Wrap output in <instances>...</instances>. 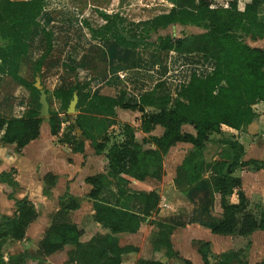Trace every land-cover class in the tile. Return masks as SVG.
Instances as JSON below:
<instances>
[{
	"label": "trees",
	"instance_id": "trees-1",
	"mask_svg": "<svg viewBox=\"0 0 264 264\" xmlns=\"http://www.w3.org/2000/svg\"><path fill=\"white\" fill-rule=\"evenodd\" d=\"M172 6L167 13L151 19L124 26V18L116 14L100 13L105 23L100 28L88 27L94 39L113 40L117 45L130 49L171 51L178 54L200 53L214 62L210 73L204 77L193 75L188 83L182 84L172 109L148 112L145 107L160 106L167 96L157 90L164 87L158 83L153 90L141 95L136 104H125L114 98L91 94L86 85L75 84L67 90H55L53 95L67 108L72 94L77 92V115L74 123L67 115L60 117L50 114L47 118L51 134L59 137V142L82 152L83 142L74 134L76 128L82 136L94 142L96 153L108 141L106 130L117 123L115 107L130 109L140 113V130L150 132L155 126L163 128L161 136H149L140 142L134 139L133 127L122 124V140L113 142L108 148L105 173L86 178L91 186L88 199L93 202V219L109 229V233L96 234L86 242H80L82 231L68 220V212L76 210L80 201L65 194L59 199V208L53 221L44 231L34 255L20 253L5 262L0 255V264H24L31 257H48L61 251L65 245H72L68 253L71 264H121L124 254L134 248L121 247L116 237L120 233H135L150 212L158 211L160 197L154 191L129 193L128 181L121 175H129L137 180L152 178L160 181L164 176L163 160L168 150L177 143H188L192 150L176 168L173 183L176 189L185 192L207 174L211 194L221 198L222 220L212 232L223 236L246 237L258 230H264V209L258 220L247 211V198L240 190L241 180L232 173L239 167L254 166L264 169V161H241L242 147L228 139L215 140L209 136L220 132L221 126L240 130L255 116L254 105L264 103V49L251 47L244 37L264 38V24L256 20L257 7L264 0H251L242 12L237 10L232 0L228 8H212V0H164ZM45 0H0V74L7 75L24 87L31 86L18 75L20 60L28 51V36L37 18L44 9ZM173 25L194 26L203 32L174 36L159 34ZM47 48L34 64L35 75L46 56L51 51V35L44 31ZM152 35H156L155 38ZM38 92V91H37ZM32 109L20 118L0 116V142L15 144L18 149L36 139L39 125L44 120L38 116V109ZM62 123H67L60 135ZM193 127L194 134L182 131V126ZM103 135L100 143L96 139ZM146 144L150 147L144 148ZM223 145H230L238 152L221 155ZM222 149V150H221ZM225 151V150H224ZM10 172L0 173V183L16 188L17 183ZM46 181L51 175L45 176ZM115 186V189L112 187ZM236 191L238 202L228 203L227 198ZM134 197L141 205L140 213L123 209L121 199ZM10 199H13L9 196ZM14 200V199H13ZM15 213L12 217L0 216V243L6 240L21 241L28 226L37 218V212L26 199L14 200ZM159 229L155 248L171 247L169 235L174 227L156 223ZM194 247L202 259L208 262L209 243L194 241ZM239 251L222 254L215 264H229L238 258ZM38 264H45L42 260ZM135 264H162L159 261L139 259ZM186 264H191L186 261ZM257 264H264V258Z\"/></svg>",
	"mask_w": 264,
	"mask_h": 264
},
{
	"label": "crops",
	"instance_id": "crops-1",
	"mask_svg": "<svg viewBox=\"0 0 264 264\" xmlns=\"http://www.w3.org/2000/svg\"><path fill=\"white\" fill-rule=\"evenodd\" d=\"M159 1H162L166 5L167 10L155 16L167 13L172 6L167 1ZM231 1L232 0H212L211 7L228 8ZM250 2L251 0H237V10L242 12L245 5ZM129 3L130 0H45L44 9L37 18V25L33 26L30 30L27 41L28 51L26 55L21 58L18 71V75L31 86L24 87L11 77L0 74V116L4 118H20L24 116L27 111L38 108L39 94H37L34 83L31 84L27 79L34 64L46 51L47 39L44 35V31L51 35V51L43 61L35 79L38 78L40 84L44 83L43 79L44 81L50 80L54 83L49 90L44 87L49 106V115L56 114L60 117L65 115L61 100L55 98L53 92L58 89H70L75 84L86 85V90L91 94L114 98L125 104H136L139 102L141 95L153 90L156 84L163 83L164 93L167 96L166 100L160 106L155 107L147 105L145 110L153 112L159 109H172L176 101L180 100L178 94L181 85L188 83L193 75L196 77H204L210 73L214 67V62L200 53L178 54L171 51H158L151 52L152 54L158 55L160 58H157L155 62L157 71L156 76H153V74L142 75L137 73L138 65H141V60L144 59V57H142L144 56L142 49L124 48L117 45L113 40L100 41L94 39L88 28L97 29L104 25L105 21L100 13H118L125 19V12L128 10L127 6H130ZM77 5L80 9L77 8ZM79 10L81 12H79ZM97 11H99L98 14ZM93 17L96 18V25L90 23ZM256 20L258 23L264 24V2L257 7ZM171 27L173 29H179L180 31H187L186 33H179V36L182 34H197L203 32L200 28L194 26L173 25ZM82 33H84L85 36H83ZM85 37L89 38L91 46L87 47L88 43ZM244 41L251 47L264 49V38L254 39L250 36H246L244 37ZM94 47L99 49L98 54L91 53V48ZM146 52L147 51H145V54L149 53ZM168 58H171L172 62H167ZM151 62H153V60ZM167 63L173 65H181L182 63V65H188V76L183 80L177 77H171L173 79L169 78V71L166 67V65H168ZM148 64L149 62H147V65ZM148 66H152L151 63ZM175 81L179 82L174 87L172 83H175ZM257 104H262L264 106L263 102ZM114 111L117 123L109 126L106 130V136L109 140L104 142V148L100 153L95 152L94 142L82 136V132L78 128L75 129L74 134L83 142L82 152H76L69 145L59 142V137L51 134L47 122L49 116L45 117L40 123L38 137L21 149H18L14 143L4 144L0 142V173L13 170L12 176L17 183V187L14 189L5 183H0L1 186H7L12 190L7 198L9 201L13 202L14 208L11 215L0 214V216L12 217L16 210L14 200L22 199H26L32 204L37 212V218L28 226L25 237L21 241L14 242H21L23 247V242L27 241V234L30 226L39 221V210L33 198L34 196L38 197V195L42 196L44 200L54 201L57 206L49 215V223L45 225L46 229L52 223L54 214L59 208V199L65 194H69L80 201V206L76 210L68 212V220L82 231V235L79 238L80 242H86L96 234H106L110 232L109 229L101 226L93 219V202L88 199L91 186L86 182V178L106 172L108 164L106 154L108 148L113 142L122 140L121 133L123 123H128L133 127L134 139L136 142H140L143 138L149 136L159 137L163 133V128L160 126H155L154 129L148 133L142 132L140 130L141 115L137 111L120 107H115ZM67 116L70 122H72L71 118L75 119L74 115L70 116L67 114ZM125 116H128V118L131 117V119L125 118ZM255 117L256 116H254L249 124L242 126L240 130L221 126L220 132H213L209 137L215 140L219 137H224V139L236 141L242 147L241 161H249L250 158L245 160L244 157L248 154L249 148L254 147L255 144L246 145L242 140L245 135V137H247L248 134L250 135V131L254 129L258 123L255 121ZM261 117H264V115H261ZM261 117H259V119ZM66 126L67 123H62L60 135L64 132ZM118 127H121V133L120 137L117 139V133H115L114 130ZM185 127H189L190 130H184ZM182 131L194 134L193 127L189 125L182 126ZM2 134L3 131L0 132V139ZM214 134L219 137H215ZM102 137L103 135L99 136L96 142L100 143ZM224 146L225 145H223V147ZM148 147H150L149 144L144 146V148ZM181 147L188 151L186 155L192 150V145L188 143H177L168 150L166 155L172 150L174 152L175 149H180ZM250 160L264 161L263 159L254 158ZM237 170L239 169L237 168L232 175L240 178V190L247 198V211L252 214L249 209V199L244 190L242 176L237 174ZM261 170L264 171V169H260V171ZM47 174L51 175L50 181H46L45 179ZM174 175L175 172L167 183L163 182L165 186H163V183L159 184L161 180L158 181L152 178H146L141 181L129 175H121L128 181L127 189L130 194L154 191L160 197L158 211L150 212L149 216L140 224L139 229L135 233H120L116 235L121 247L129 246L134 248L123 255L121 264H135L139 259L156 260L162 264H186V261H189L191 264H203L201 257L194 247V241L209 243L207 259L209 263L215 264L222 259V254L230 251L237 252L243 249L238 248L234 250L229 247L228 249L220 247L219 249L221 250H218L214 245L216 242L225 238H234L241 242L243 239L250 237L256 232L264 231H255L246 237L214 234L212 232L213 228L222 220L221 198L217 193L211 194L207 180L208 175L206 174L203 179L188 188L185 192L179 191L174 186ZM112 187L115 189L114 185H112ZM166 195L172 196L177 203H175L174 200H169V197H166ZM9 196L14 200L10 199ZM227 201L233 204L238 202L236 191L227 198ZM178 205L186 207L184 214L183 212L181 213V211L177 212ZM120 206L123 209L137 213H140L142 210L141 205L132 196H126L121 199ZM261 207L263 210L264 204H262ZM81 211L83 214L81 213L78 222L72 221V214ZM172 211L174 214H172ZM158 222L169 224L174 227L169 235L170 248L165 246H159L158 250L155 248L159 234V229L156 227V223ZM148 235H151V248L149 251L145 248ZM178 236L180 237L179 239H177ZM122 237L126 238V242H123L124 240ZM37 240L39 241L40 238ZM249 241L246 242L248 248L250 246ZM191 244L193 245L192 248ZM72 248V245H65L61 251H70ZM37 249L38 247L36 246V251ZM184 250L187 253H184ZM262 259L253 264L259 263ZM229 264H241L239 257L232 259Z\"/></svg>",
	"mask_w": 264,
	"mask_h": 264
},
{
	"label": "rangeland",
	"instance_id": "rangeland-1",
	"mask_svg": "<svg viewBox=\"0 0 264 264\" xmlns=\"http://www.w3.org/2000/svg\"><path fill=\"white\" fill-rule=\"evenodd\" d=\"M129 4L130 6L129 7L127 6L128 10L125 12V15H126L124 19L125 27H129V24L131 23H136L142 20H148L154 17L156 14L167 10L166 5L162 1H159V0H130ZM78 5H77V8H78ZM79 12L81 11L79 10ZM98 13L99 11H97V14ZM95 19L96 18L93 17L90 23L93 25H96L97 22ZM186 32L180 31L179 29H176V28L173 29L172 27H169L167 30H160L159 34L164 35L167 33H171L176 36H179V33H186ZM82 35L85 36L84 33H82ZM152 37L155 38L156 35H152ZM86 40L88 43L87 47L91 46V42L89 41L88 37L86 38ZM98 50L99 49L96 47L91 48V53L98 54ZM142 50H143L142 53L144 55L142 57H144V59L141 60L142 64L138 65V68H137L138 71L136 72L142 75L153 74V76H156L157 71H156L155 62L157 61V58L160 59L159 56L156 54H152L151 53L153 52L152 50H145V49H142ZM145 51H147L146 53L148 52L149 53L145 54ZM152 60L153 62H151ZM168 61L172 62L171 58H168L167 62ZM147 62H149V64L151 63L152 66H148L149 64L147 65ZM166 67L169 71L168 72L169 78L177 77L180 80H183L186 78V76H188L189 66L186 64L182 65L181 63V65H176V64L173 65L169 63L168 65H166ZM35 77L36 75L34 73V69L32 68V71L29 72V76L27 80L30 81L31 84H33ZM43 82L44 83L43 84L41 83V85L43 88L45 87L47 90H49L54 85V83H52V81L50 80L44 81L43 79ZM178 82L179 81H175V83H172V85H174L175 87L178 84ZM157 92L159 94L164 93L165 92L164 87H160L157 90ZM62 109L64 110V114L67 115L65 113L66 107L64 105ZM253 109H254V112L256 113L255 121H257L258 123L254 127V129L250 131V135L248 134L247 137H245L246 136L245 135L242 141L246 143V145H254V144L255 145L254 147L249 148L248 154L244 157V159L247 160L249 158L250 159L254 158V159L264 160V117H261V115H264V106L262 104H257L253 107ZM73 115L74 116L77 115V109ZM259 117L261 118L259 119ZM125 118H128V116L127 117L125 116ZM128 119H131V117H129ZM184 130H190V129L189 127H185ZM114 132L117 133L116 136L118 139L120 137L121 127H118L117 129H115ZM245 133H248V132H245ZM214 135L215 137H219L216 134ZM217 140H224V137L223 138L219 137ZM186 152L188 151H186L185 149L181 147L180 149L178 148L175 149L174 152L172 150L170 153H168L165 156L164 163H163L164 176L162 177L159 184L163 182L167 183L170 180V178L172 177V174H174L175 172L176 167L179 166L183 157L186 155ZM227 152L228 154H233L238 151L236 148L231 147L230 145H225L223 147V152L221 155H225ZM238 169L239 170H237V174L242 176L241 178L244 183V190L249 199L250 212H252V214L255 215V217L259 220L261 216V212H262L261 206L262 204H264V171L255 170L253 165L243 166ZM165 183H163V186H165ZM11 191L12 190L9 187L0 185V214L11 215L13 213V210H14L13 202L9 201L7 198L8 195L11 193ZM166 197H169V200L171 201L174 200V202L177 203V201L173 199L172 196L166 195ZM33 198L39 210V215H40L39 221L33 224L32 226H30L28 230V234H27V241L23 242L24 244L23 247H22L21 242H14L11 240L2 241L0 243V255L3 257L5 262H9L11 256H14V255H17L23 252L28 253L29 256L35 254L36 246L38 247V242L40 241V240L38 241L37 239L42 238L43 232L46 229L45 225L49 223V217H50L49 215L51 214V212H53L55 208H57L56 203L54 201L52 202V201L44 200V198L40 195H38V197L34 196ZM180 206L182 205L177 206V212L181 211V213L183 212L184 214L186 211V207L185 206L180 207ZM81 213L82 211L73 213L71 216V220L74 222H78V218L81 216ZM172 214H174L173 211H172ZM179 238L180 237L178 236L177 239ZM122 239L124 240L123 242H126V238L122 237ZM150 240H151V235H148L147 244H145V248L147 251H149L151 248ZM248 241L250 244L249 248L248 246H246V242ZM214 245L216 249L218 250H221L219 249L220 247L223 249L225 248L228 249L229 247L234 250L238 248H243V249H240L238 252V257H239L241 264L242 263L243 264H248V263L253 264L254 262L259 261L260 259L264 257V231L256 232L250 237L243 239V241L241 242L240 240H235L234 238H231V239L225 238L219 242H216ZM192 246L193 245L191 244V248ZM68 253H69L68 250H63L47 258L41 259V258L31 257V258L26 259L24 264H38V262L39 261L41 262V260L47 264H71V263H68L67 261ZM184 253H187V252L184 250Z\"/></svg>",
	"mask_w": 264,
	"mask_h": 264
},
{
	"label": "water",
	"instance_id": "water-1",
	"mask_svg": "<svg viewBox=\"0 0 264 264\" xmlns=\"http://www.w3.org/2000/svg\"><path fill=\"white\" fill-rule=\"evenodd\" d=\"M34 87L37 89L38 91V103H39V112H38V116L40 118H45L49 116V106H48V102H47V98H46V93L44 88L42 87V85L40 84V81L38 78L35 79L34 82ZM78 103V95L76 92H74L72 94V99L69 101L67 109H66V113L70 116H72L75 112H76V105ZM71 121L74 122L75 119L71 118Z\"/></svg>",
	"mask_w": 264,
	"mask_h": 264
}]
</instances>
